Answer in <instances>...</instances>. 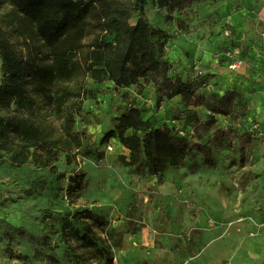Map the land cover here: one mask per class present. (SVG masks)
<instances>
[{"label":"rangeland","instance_id":"obj_1","mask_svg":"<svg viewBox=\"0 0 264 264\" xmlns=\"http://www.w3.org/2000/svg\"><path fill=\"white\" fill-rule=\"evenodd\" d=\"M134 2L92 5L55 54L12 0H0V40L22 60L31 98L27 110L2 111L28 117L37 130L33 146L14 135L0 157V264H106L70 226L64 228L67 219L90 228L111 250L113 264H264V0H195L177 12L147 1L149 17L171 33L170 74L211 78L222 94L243 92L249 111L236 127L251 132L253 142L226 138L214 147L211 164L197 153L146 177L128 172L120 157L129 150L117 137L108 139L112 151L103 141L119 114L121 93L106 71L126 43L105 19L110 4ZM194 60L205 76L196 78L188 67ZM235 62L240 65L233 69ZM1 63L0 53V85ZM139 100L151 109L150 86ZM193 100L191 92L177 96L159 115L169 120ZM198 110L204 117V108ZM228 119L219 116V124ZM90 147L93 157L85 154ZM89 210L107 224L82 216Z\"/></svg>","mask_w":264,"mask_h":264},{"label":"trees","instance_id":"obj_2","mask_svg":"<svg viewBox=\"0 0 264 264\" xmlns=\"http://www.w3.org/2000/svg\"><path fill=\"white\" fill-rule=\"evenodd\" d=\"M17 8L34 24L40 37L58 53V44L77 28L88 14L92 5L107 0H12ZM148 0H135L132 6L110 4L111 12L106 15L105 27L121 33L125 37V47L108 65V78L113 88L120 93L119 114L114 125L105 131L103 141L117 137L129 150L121 161L132 175L146 177L159 174L168 167H176L187 162L190 155L200 153L206 163H213L214 147L222 140L237 138L243 144L251 145L252 133H239L236 123L249 111V98L239 90L226 89L224 94L214 89L212 79L200 82L184 79L181 75L170 74L171 61L166 55L171 33L165 27L155 24L146 12ZM195 0H155L170 11H181ZM58 50V51H57ZM0 53L4 80L0 85V157L14 135L33 146L36 129L28 117H17L2 111L27 110L31 98L24 86V65L11 46L0 40ZM199 62V61H198ZM195 60L188 64L196 78L205 76V69L198 74L194 69ZM200 63V62H199ZM201 64V63H200ZM60 71V70H58ZM56 74V71L51 73ZM150 86L154 101L151 109L142 107L139 96L145 86ZM207 85H211L210 88ZM136 86V89L132 88ZM202 91H201V90ZM123 90V91H122ZM194 93L192 102L186 101L178 113L173 112L169 120L159 115L163 104L177 96ZM14 106V107H13ZM204 108V117L198 107ZM13 107V108H12ZM151 112L149 115L145 113ZM228 116V124H219V116ZM112 143L111 139L106 142ZM85 154L93 157L96 151L91 147ZM83 176L77 178L81 184ZM83 212V211H81ZM78 212L74 213L77 214ZM84 217L92 218L94 224L105 226L102 215L85 211ZM68 220V221H67ZM64 220V228L71 231L86 244L96 249L106 258V264H113L109 247L101 245L97 236L86 226H77ZM20 231L19 227H15ZM117 244V243H116ZM12 257H17L11 251Z\"/></svg>","mask_w":264,"mask_h":264},{"label":"built area","instance_id":"obj_3","mask_svg":"<svg viewBox=\"0 0 264 264\" xmlns=\"http://www.w3.org/2000/svg\"><path fill=\"white\" fill-rule=\"evenodd\" d=\"M230 34H231V32H230L229 28H226V29L224 30V35H225V36H230ZM239 65H240V64H239L238 62H235V63L232 65V68H233V69H236V68L239 67ZM194 69L196 70V72H197L198 74H202V72H203V69H202V67H201V64H200L198 61H195V63H194ZM210 86H211V85H207L208 88H210ZM107 150H108V151H112V150H114V146H113L112 143H108V145H107Z\"/></svg>","mask_w":264,"mask_h":264}]
</instances>
